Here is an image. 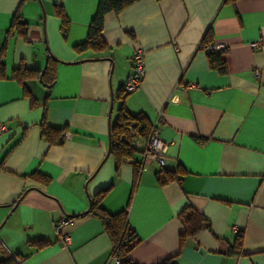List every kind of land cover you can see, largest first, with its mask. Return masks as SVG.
<instances>
[{"label": "crops", "instance_id": "0c3cea01", "mask_svg": "<svg viewBox=\"0 0 264 264\" xmlns=\"http://www.w3.org/2000/svg\"><path fill=\"white\" fill-rule=\"evenodd\" d=\"M97 1L0 0L6 75L0 80V258L107 264L111 243L100 221L81 215L110 186L100 207L113 215L129 205L128 223L139 239L128 256L133 264L171 258L175 264H264V0H139L105 15V51L75 53ZM56 5L69 22L65 38ZM14 15L27 24L24 38L5 36ZM208 29L211 42L224 47V74L208 67L200 47ZM137 49L145 75L123 104L157 127L168 150L163 167L141 168L132 192V165L124 162L115 172L108 156V128ZM48 54L57 61L53 85L28 79L25 96L11 72H43ZM42 122L66 129L61 146L40 139ZM134 158L141 165V154ZM161 169L183 171L180 182L157 185ZM186 207L208 225L180 249L177 214ZM61 217L71 219L64 249L53 229ZM237 233L241 255L229 256ZM33 241L46 245L38 249Z\"/></svg>", "mask_w": 264, "mask_h": 264}, {"label": "trees", "instance_id": "16d2710c", "mask_svg": "<svg viewBox=\"0 0 264 264\" xmlns=\"http://www.w3.org/2000/svg\"><path fill=\"white\" fill-rule=\"evenodd\" d=\"M139 0H98L95 13L91 18L88 27L86 38L84 42L73 47L75 53H81L84 51H92L94 53H100L106 50L102 39L103 31V19L105 15L109 13L117 14L131 5L135 4ZM234 1V0H229ZM55 16L60 21V33L63 38L66 37L68 32L69 22L61 5L54 7ZM27 24L21 21L16 15L11 19L10 25L6 31V38L10 34L18 35L22 38L25 37ZM129 36H132L129 34ZM212 41L211 30L208 29L203 39L201 40L200 47L206 46ZM2 50L0 51L1 56ZM207 55L208 67L212 70L217 71L220 74L226 72L224 61L221 55ZM57 62L50 54L47 56L45 69L43 72L37 70H27L24 68L15 69L11 72L10 79L19 84L23 89V94L28 97L27 91L25 90V81L28 79H38L39 82L47 88H50L54 79V64ZM6 78L3 64L0 61V80ZM127 94L124 93L123 88L118 91L115 97V101L119 103L116 110L114 120L109 124L108 128V156L111 157L115 163V172L121 166L122 163L128 162L133 167V181H132V192L137 184L140 174V164L135 160V155L139 153L132 146L133 133L140 139H147L151 131V124L147 118L142 114H131L124 106L123 101ZM66 132L65 128H51L42 122L39 126L40 139L46 142L49 146H61L63 137ZM183 171L177 169L175 171H168L161 169L155 173V181L157 185L164 186L171 183H179L180 176ZM34 180L47 184L49 180L37 173H33L31 176ZM110 186L104 190L96 193L90 200L89 209L86 213L81 216L90 215L95 219L99 220L103 229V232L107 235L111 243V256L121 260V264H133L128 258L131 251L139 244V239L136 237L133 229L128 223V206L125 210L120 211L116 214H108L101 207L100 202L106 195ZM131 192V194H132ZM20 199V198H19ZM18 199V200H19ZM177 220L181 224L182 232L179 234L178 243L179 248L184 245L187 239H192L195 235L201 231L205 226L208 225L207 220L199 213L193 211L190 207L182 209L177 214ZM243 235L237 233L235 241L231 246L228 247L227 254L229 256L241 255ZM31 245L40 249L46 245L43 241H33ZM0 264H22V259L10 254H4L0 258ZM161 264H175L173 258L165 260Z\"/></svg>", "mask_w": 264, "mask_h": 264}, {"label": "built area", "instance_id": "2783aa9c", "mask_svg": "<svg viewBox=\"0 0 264 264\" xmlns=\"http://www.w3.org/2000/svg\"><path fill=\"white\" fill-rule=\"evenodd\" d=\"M258 43H252L250 45L251 49H256ZM202 50L205 54L218 55L224 51L223 45L220 43L210 42L206 46L202 47ZM145 75V63H144V54L139 50H135L132 55V68L131 72L127 75L123 91L125 94L132 93L137 90L144 78ZM255 77L258 79V73L255 72ZM5 131L4 125L0 124V134ZM132 136V146L141 154V168L150 163L156 162L159 167L165 165V156L168 150V144L163 142L158 136V129L156 126H152L151 131L147 139H140L136 137L133 133ZM71 222V219L67 217H61L53 225V229L56 234L59 236V242L61 247L64 249L69 245L70 238L64 232L65 227ZM13 256V255H11ZM107 264H121V260L115 257L110 256Z\"/></svg>", "mask_w": 264, "mask_h": 264}]
</instances>
